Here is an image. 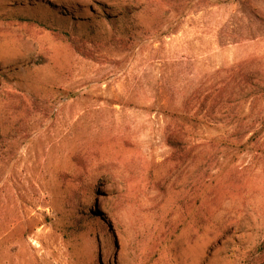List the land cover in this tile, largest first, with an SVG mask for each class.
I'll use <instances>...</instances> for the list:
<instances>
[{
	"label": "rangeland",
	"instance_id": "374dc122",
	"mask_svg": "<svg viewBox=\"0 0 264 264\" xmlns=\"http://www.w3.org/2000/svg\"><path fill=\"white\" fill-rule=\"evenodd\" d=\"M0 137V264H264V0H0Z\"/></svg>",
	"mask_w": 264,
	"mask_h": 264
},
{
	"label": "trees",
	"instance_id": "16d2710c",
	"mask_svg": "<svg viewBox=\"0 0 264 264\" xmlns=\"http://www.w3.org/2000/svg\"><path fill=\"white\" fill-rule=\"evenodd\" d=\"M10 6H11L10 8L14 10L29 9V8L33 9L37 6L43 7L46 10V13L43 15L41 14L43 17L40 19H38L37 15L35 18H31V17L25 18L19 15V13L15 14L14 16L16 17V20L18 22L26 21L31 24H35L43 29H47V30L53 31L56 34L62 35L76 48L79 47L78 42L79 41L82 42V41L79 38L73 36L71 32L68 31L70 21L72 23V28L77 29L80 24H84L85 22H88L91 20V18L84 19L82 17H79L78 13L76 14L77 11L76 12L71 11V10L66 11L64 7L59 8L57 5L52 4L50 1H40V2L30 1V3H28L26 6L22 3H18V4L13 3ZM98 6H99L98 11H95L93 8L89 9L96 20L105 19L112 25H115L119 22L118 20L119 18H121L120 16H122L121 13H118L116 11H109L108 8L104 4H98ZM52 15H56L58 19L53 17ZM0 144H1V137H0ZM0 148H2L1 145H0ZM98 255L99 254H97V257Z\"/></svg>",
	"mask_w": 264,
	"mask_h": 264
}]
</instances>
